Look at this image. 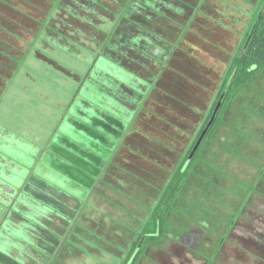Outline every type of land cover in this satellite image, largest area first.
<instances>
[{"label":"rangeland","instance_id":"obj_1","mask_svg":"<svg viewBox=\"0 0 264 264\" xmlns=\"http://www.w3.org/2000/svg\"><path fill=\"white\" fill-rule=\"evenodd\" d=\"M258 3L259 0H0V96L10 98L15 109H24H17L22 113L17 119L24 123L27 116L25 128L49 134L51 123L57 119L59 122L64 107L78 91L75 74L85 79L89 73L88 56L106 42L120 43L116 51L108 52V61L150 78L151 83L157 81L151 97H147V91L142 93L148 100L144 110L141 105L138 108L143 110L136 122L139 136L127 143L135 147L118 151L106 150L102 144L79 145L106 161L107 166L119 160L122 150L124 156H133L130 159L127 155L124 160L129 161L126 169L137 180L152 184L153 196L149 190L143 199V205L150 206L151 201L156 202L157 192L166 189L180 159L203 128ZM118 21L120 27L112 29ZM77 45L84 48V56L66 51ZM133 45L142 48V53L153 61L142 60ZM86 50H90L89 55ZM40 57L66 73L40 61ZM165 63H171L174 71H183L182 75L171 70L165 79L161 77ZM71 75L73 79L68 78ZM141 100L130 96L132 102ZM226 112L207 150L215 169L201 171L204 164L202 168L200 163L195 165L167 217L170 238H181L148 249L140 264H264V74L240 88ZM60 133L63 137L59 139L67 138V131ZM68 135L70 141L75 140L76 136ZM33 165L30 173L36 175L38 164ZM115 174L118 186L114 188L105 170L88 181L89 187L71 182L76 187L66 185L62 190L67 198L81 202L84 211L92 204L96 205L95 211L103 209L101 214L106 220L86 221L83 229L76 222L71 239L78 255L85 253L94 259L100 249L106 251L104 256L109 252L116 257H104V264H125L120 260L126 257L123 253L133 247L152 214L146 219L147 208L136 201L130 204L122 193L126 185L133 187L126 178L131 177L129 172L119 165ZM118 187L121 191L115 189Z\"/></svg>","mask_w":264,"mask_h":264},{"label":"crops","instance_id":"obj_2","mask_svg":"<svg viewBox=\"0 0 264 264\" xmlns=\"http://www.w3.org/2000/svg\"><path fill=\"white\" fill-rule=\"evenodd\" d=\"M119 45L118 42H106L97 53L88 56L89 73L85 79L75 74L78 91L64 107L59 122L57 119L51 123L49 134L43 135L42 132L25 128L27 116H24V123L17 119L22 115L17 109H24H15L10 98L4 94L0 96V264H104V257L114 258L109 252L104 256L106 251L100 249L97 251L99 255L94 259L85 253L81 252L82 257V254L76 253L72 246L74 240L71 239L75 232V223L82 228V223L86 221L95 218L106 220V217L101 214L103 209L94 210L95 204L84 211L81 202L67 198L62 190L66 185L74 186L71 182L84 188L89 187L88 181L99 177L105 170H108L106 178L109 185L111 183L112 187H116L118 178L115 173L119 165L129 172L131 177L126 178L133 185H126L122 193L129 198L130 204L136 201L143 209L147 208L146 219L149 217L151 211L148 208H153L155 202L151 201L150 206L143 205V199H146L144 193L151 190L150 194L153 196L154 188L145 180H137L135 174L126 169L129 161L124 160L127 155L130 159L133 156H124L125 151L122 150L119 160L107 166L106 161L102 162L94 154H88L89 151L86 152L79 145L82 143L91 147L102 144L106 150L117 148L118 151L125 147H135L134 144L127 143L139 136L136 122L140 112L145 109L144 102L148 100L142 97V93L147 91V97H151L156 91L157 81L151 83L150 78H142L138 73L134 74L136 72H128L109 62L108 52L113 53ZM77 47L82 49L78 50ZM132 47L142 60L153 61L152 57L142 53V48L134 45ZM83 49L77 45L66 51H74L79 56H84ZM86 51L89 55L90 50ZM42 61L54 66L57 71L66 73V70L57 68L49 60ZM165 72L167 71L163 68L159 74L165 75ZM68 78L73 79V76ZM130 96L142 100L139 103L132 102ZM122 99L128 102L123 103ZM140 105L143 110L138 111ZM131 107L135 108L134 111ZM60 130L67 131V138L59 139L62 136ZM70 133L76 136L75 142L69 140ZM119 143L123 148L118 147ZM34 163L38 164L37 176L30 173ZM53 171L62 177H58ZM70 174L73 177L70 178ZM94 188L95 186L90 187L87 192L90 194ZM115 189L121 191L122 188ZM58 226L64 227L63 231ZM180 238H170L162 245L171 241L178 242ZM131 249L126 250L128 256ZM77 252L80 253L78 250ZM127 254L123 253L126 257L120 260L124 262L128 258ZM46 256L49 258L44 262Z\"/></svg>","mask_w":264,"mask_h":264},{"label":"trees","instance_id":"obj_3","mask_svg":"<svg viewBox=\"0 0 264 264\" xmlns=\"http://www.w3.org/2000/svg\"><path fill=\"white\" fill-rule=\"evenodd\" d=\"M125 9H128V6ZM122 16L120 15V17ZM115 27L117 29L118 27H120L119 21L116 22L114 26H112V29ZM160 29L163 30L164 27H160ZM112 36H114L113 38H115L114 34H112ZM163 68L167 71L164 75L165 79L168 75L167 73L169 71L171 72L174 67L171 63H169L165 64ZM172 71L173 73H177L179 75H182L183 73V71ZM262 74H264V0H259L256 11L251 15V21L248 30L238 47L237 54L233 57L229 69L225 73L222 85L219 89V93L217 94L215 102L212 105L211 112L207 120L205 121L203 128L195 138V141L190 146L186 155L182 156V159H180L181 161L179 162V165L177 166L166 189L164 191L159 190V192H157V195L159 196L156 199L154 205H156V203L158 202V207L155 208L153 206L155 209L153 208L152 210H150L152 214H150V217L148 218L149 222H146L144 224L140 235H138V239L136 240V242H134L128 258L125 260V264H140V261L146 255L148 249L155 246H161L163 243H165V241L170 239L169 229L167 227V217L170 213L172 205H175L177 203L179 194L186 187L185 184L188 183L190 170L198 163H200V167L201 164H204V167H201L202 169H200L201 171H208L209 169L213 170V168L215 169V167L210 164L211 160H208L207 150L209 149L211 144L214 143V138L216 137L218 128H220L219 126H221L220 121L223 120L222 117L224 116V113L232 105L237 91L240 88L251 84L257 77L261 76ZM224 95L225 99L223 101L222 108L213 127L206 136L201 148L199 149L191 164L186 167L199 138L212 119L214 111ZM213 133H215V135H213ZM256 193L257 192L255 191L253 195Z\"/></svg>","mask_w":264,"mask_h":264},{"label":"water","instance_id":"obj_4","mask_svg":"<svg viewBox=\"0 0 264 264\" xmlns=\"http://www.w3.org/2000/svg\"><path fill=\"white\" fill-rule=\"evenodd\" d=\"M224 99H225V95L221 98V101L219 102L218 106L216 107V109L214 111L212 119L208 123V125H207L205 131L202 133L201 137L199 138V140H198V142H197V144H196V146H195V148H194V150H193V152H192V154H191V156L189 158V161H188L186 167H188L191 164V162L193 161V159L197 155L199 149L201 148L206 136L208 135V133L210 132L211 128L213 127V125H214V123H215V121H216V119L218 117V114H219V112H220V110L222 108Z\"/></svg>","mask_w":264,"mask_h":264}]
</instances>
